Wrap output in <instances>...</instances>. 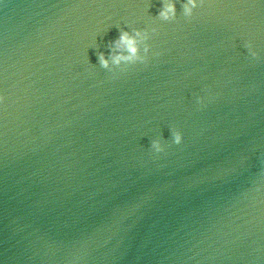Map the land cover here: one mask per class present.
I'll return each mask as SVG.
<instances>
[{"label": "water", "instance_id": "water-1", "mask_svg": "<svg viewBox=\"0 0 264 264\" xmlns=\"http://www.w3.org/2000/svg\"><path fill=\"white\" fill-rule=\"evenodd\" d=\"M186 4L0 0V264H264V0Z\"/></svg>", "mask_w": 264, "mask_h": 264}, {"label": "clouds", "instance_id": "clouds-1", "mask_svg": "<svg viewBox=\"0 0 264 264\" xmlns=\"http://www.w3.org/2000/svg\"><path fill=\"white\" fill-rule=\"evenodd\" d=\"M198 6L197 0H187V4L184 5V15L186 17H191L193 14V10ZM160 17L165 20V21H171L176 18V9L175 5L172 3L166 4L163 6L161 12H160ZM141 33L137 32L136 36H140ZM144 38L147 39V33H145ZM116 47L117 49L120 50L121 53L126 52L127 55L124 54H119V55H114L112 57L113 63L115 64H120L122 61L123 62H143L149 52V48L147 45L144 47V56H141L139 54V48L137 47V40L130 36L127 32H123L119 38V40L116 42ZM253 56H255V53H252ZM100 63L102 64L103 67L108 68L109 67V62L103 55L99 57ZM3 101V98L0 97V102ZM173 140L174 143L179 145L182 142V135L179 132L174 133L173 135ZM153 150L156 153H160L164 151V148L161 146L159 141H154L152 145Z\"/></svg>", "mask_w": 264, "mask_h": 264}]
</instances>
